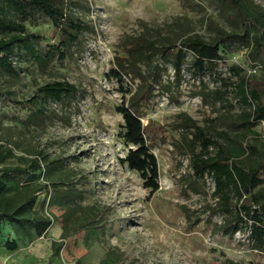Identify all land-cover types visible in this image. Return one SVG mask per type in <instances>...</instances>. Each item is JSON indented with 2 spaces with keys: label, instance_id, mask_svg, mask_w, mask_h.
Returning <instances> with one entry per match:
<instances>
[{
  "label": "rangeland",
  "instance_id": "rangeland-1",
  "mask_svg": "<svg viewBox=\"0 0 264 264\" xmlns=\"http://www.w3.org/2000/svg\"><path fill=\"white\" fill-rule=\"evenodd\" d=\"M57 3L80 31L0 0V40L33 36L27 48L13 42L11 70L0 62V169L10 170L0 186L24 204V220H1L0 264H264L242 209L262 213L264 119L248 120L256 101L243 102L236 89L247 79L264 105V0ZM189 37L218 45L221 59L200 72L182 47L178 72L172 55L141 67L148 100L132 111L147 126L157 161L159 188L151 192L121 160L130 147L117 111L144 85L131 69L122 82L110 71L137 38L174 53ZM54 81L75 91L45 98L40 88ZM218 154L261 182L247 191L216 189L213 175L195 165ZM37 218L48 225L42 229Z\"/></svg>",
  "mask_w": 264,
  "mask_h": 264
},
{
  "label": "trees",
  "instance_id": "trees-1",
  "mask_svg": "<svg viewBox=\"0 0 264 264\" xmlns=\"http://www.w3.org/2000/svg\"><path fill=\"white\" fill-rule=\"evenodd\" d=\"M6 4L14 7V9L21 12L27 6L29 8L42 12L50 21L59 26L64 23L70 29L80 31L79 23L73 22L66 18L62 8L58 6L57 0H3ZM23 30L22 27L18 28ZM68 39L74 41L76 36L73 34H67ZM33 37L22 35L13 36L7 40H0V62L11 70V62L8 58V52H10L13 42L21 44L27 48L25 38ZM231 37V36H228ZM255 47H260L258 39L254 40ZM182 47L189 49L194 55V66L200 72L205 69L206 63H212L220 60L221 55L219 53L218 45L208 44L199 38H187L176 52L171 53L173 46H159L154 42L143 38H137L134 43L127 45L124 48V56H117L115 58L116 67L119 70H111V75L119 82H122V73H125L127 69H131L132 73L140 80L144 85L137 87V89L129 96V107L119 106L117 111L121 114L123 119V125L121 126V137L126 146L130 148L127 154L122 158V162L127 163L129 169L139 173L141 179L144 182V187L150 189L151 192L156 191L159 188L158 185V166L155 156L151 153V145L145 137L147 126L143 125L140 118L132 111L136 108L141 101L148 100L149 83L146 81L145 72L142 70V66L146 67L151 58L156 55L174 57L173 66L175 71H180V66L183 61L184 54ZM141 84V85H142ZM236 89L243 102L248 103L250 101H256V106L251 114L247 115L248 120L252 117L255 121L264 119V105H261V97L257 90L249 89L247 79L241 78L236 84ZM40 91L45 98H50L55 101H59L62 96H68L75 91L73 85L67 82L54 81L52 83H46ZM196 172L202 174L204 172L210 173L214 177L216 189L223 191L225 188L232 186L236 191H247L248 186L254 187L261 181L255 177V173L241 169L238 165L232 162H227L222 154H218L214 158L203 159L198 158L195 165ZM10 170L0 169V177H7ZM33 197L26 200V204L32 206ZM251 200L254 203H258L260 198L253 194ZM229 201L228 197L224 196V202ZM24 204L17 205L14 202L13 197L6 196L2 193V187L0 186V232H1V220L6 219L9 223L14 224L24 220V217L20 212L24 209ZM26 206V205H25ZM251 206H242L245 216H248L252 220L250 226L251 238L264 248V202L261 204L262 213L259 214L256 209L251 210ZM251 213V214H250ZM39 226H43L42 229L48 225V221L42 218L35 219ZM239 226H234L233 230L236 231ZM4 247L9 250L16 249V242L13 240H5Z\"/></svg>",
  "mask_w": 264,
  "mask_h": 264
},
{
  "label": "crops",
  "instance_id": "crops-1",
  "mask_svg": "<svg viewBox=\"0 0 264 264\" xmlns=\"http://www.w3.org/2000/svg\"><path fill=\"white\" fill-rule=\"evenodd\" d=\"M0 252H1V253H4V252H2V249H0Z\"/></svg>",
  "mask_w": 264,
  "mask_h": 264
}]
</instances>
